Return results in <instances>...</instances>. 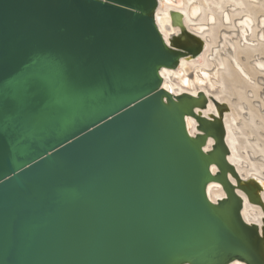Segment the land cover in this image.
Segmentation results:
<instances>
[{
    "label": "water",
    "instance_id": "water-1",
    "mask_svg": "<svg viewBox=\"0 0 264 264\" xmlns=\"http://www.w3.org/2000/svg\"><path fill=\"white\" fill-rule=\"evenodd\" d=\"M158 6L0 0V264H264L221 123L196 111L202 91L163 86L161 70L205 41L183 30L167 42ZM240 186L263 201L262 183Z\"/></svg>",
    "mask_w": 264,
    "mask_h": 264
},
{
    "label": "bare ground",
    "instance_id": "bare-ground-1",
    "mask_svg": "<svg viewBox=\"0 0 264 264\" xmlns=\"http://www.w3.org/2000/svg\"><path fill=\"white\" fill-rule=\"evenodd\" d=\"M172 9L182 13L181 20L173 21ZM156 20L167 42L183 30L204 39L197 57L182 56L177 67L161 70L163 86L172 94L203 92L206 104L196 111L224 129L226 159L235 170L227 178L241 195V217L264 233V189L260 203L240 186L247 181L264 186V0H159ZM198 125L195 117L187 118L191 134L200 131ZM215 143L209 136L204 147ZM212 170L220 171L216 164ZM207 192L215 202L228 195L219 179Z\"/></svg>",
    "mask_w": 264,
    "mask_h": 264
},
{
    "label": "rangeland",
    "instance_id": "rangeland-1",
    "mask_svg": "<svg viewBox=\"0 0 264 264\" xmlns=\"http://www.w3.org/2000/svg\"><path fill=\"white\" fill-rule=\"evenodd\" d=\"M175 4H176V5H178V6L180 5V3H179V2H177V3L175 2Z\"/></svg>",
    "mask_w": 264,
    "mask_h": 264
}]
</instances>
